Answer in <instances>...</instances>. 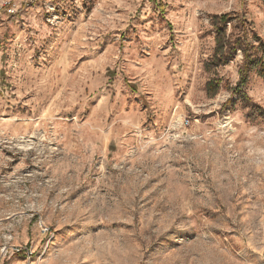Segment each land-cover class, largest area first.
I'll list each match as a JSON object with an SVG mask.
<instances>
[{"label":"rangeland","instance_id":"rangeland-1","mask_svg":"<svg viewBox=\"0 0 264 264\" xmlns=\"http://www.w3.org/2000/svg\"><path fill=\"white\" fill-rule=\"evenodd\" d=\"M224 13L264 42V0H0V264H264V119L205 91Z\"/></svg>","mask_w":264,"mask_h":264},{"label":"trees","instance_id":"trees-1","mask_svg":"<svg viewBox=\"0 0 264 264\" xmlns=\"http://www.w3.org/2000/svg\"><path fill=\"white\" fill-rule=\"evenodd\" d=\"M236 21L234 28L239 34L234 35L229 31L233 21ZM246 21L236 14L224 13L211 16V23L215 32V48L212 56L204 63V70L209 74L205 83V91L208 98L216 97L221 89L232 92V98L226 105L236 107L238 103L247 109L246 118L256 121L257 118L264 119V107L256 103L247 91L252 74L258 75L264 80V42L257 46L250 44L247 35ZM238 51L243 54V62L238 69L239 80L235 86L224 80L219 74V69L228 64ZM238 96V99H234Z\"/></svg>","mask_w":264,"mask_h":264},{"label":"built area","instance_id":"built-area-1","mask_svg":"<svg viewBox=\"0 0 264 264\" xmlns=\"http://www.w3.org/2000/svg\"><path fill=\"white\" fill-rule=\"evenodd\" d=\"M21 1H38V0H21ZM10 5H11L10 2H4L2 7H5L7 9L8 13L15 14L18 11L19 6L15 3L13 5H11V7H10ZM15 251L21 252V251H23V249L22 248H16Z\"/></svg>","mask_w":264,"mask_h":264}]
</instances>
